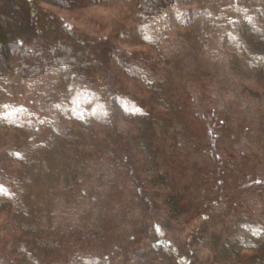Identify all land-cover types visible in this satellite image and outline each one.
Returning a JSON list of instances; mask_svg holds the SVG:
<instances>
[{"label":"trees","instance_id":"obj_1","mask_svg":"<svg viewBox=\"0 0 264 264\" xmlns=\"http://www.w3.org/2000/svg\"><path fill=\"white\" fill-rule=\"evenodd\" d=\"M27 1L33 3L34 0ZM39 1L46 4L54 3L58 6L63 4L59 3L60 0H35V3L38 4ZM147 1L150 6L155 8L151 10L148 6L142 7V5H139L140 9L138 6L136 13H141L142 16L139 20L134 19L137 23L136 28L139 27L140 29V41L145 46L147 45V47L154 50L158 48L157 44H161L158 35H165L167 33L166 29L170 27L169 25L164 27L162 20L168 19L169 15L172 14L175 15L177 21L171 27L176 25L178 28H184L186 25L191 26L195 22L199 24L201 35L193 42L195 48L202 47L203 43H210L211 40L217 41L216 38H223L228 42L231 49L252 61L249 68L254 77L258 76L259 73L264 74V2L262 0ZM5 3H7V8L6 12L2 13L4 16L2 19L4 23H8L10 14L14 12L15 8L11 5V0H6ZM185 5L191 7L188 10L185 9V12L182 13L180 9H183ZM62 6L66 7L67 5ZM37 12L40 13L41 11L37 10ZM54 18L50 16L49 19L52 22L55 20ZM65 27L66 30L71 31L69 27ZM27 28L24 27L18 33L12 35L10 30L6 29V25H0V49L3 51L0 61V130H4L5 134L10 135L8 141L0 138V214L7 213L8 226H10L11 231H14L11 238H9L12 241L13 249L9 247L7 241L4 243L1 240L3 245H0V264H77L75 262L76 256L80 260L83 259L82 264H113L114 262L107 256L108 244L106 242L111 240V237L108 238L107 232L112 230L113 226L115 231H117L116 229L123 231L122 235H117L111 240L116 242L118 246V256L121 261L118 264L123 262L124 264H133L132 259H135V257H137L135 263L141 264L138 261V256H140V248L143 247L149 249L146 250L148 256L153 249L162 250L170 258H172V253L176 256L182 248L177 247L175 241L170 240L167 236L168 232L165 228L168 220L173 218L174 223H177L180 221L181 215L187 213L185 218L195 221L198 211L202 217L203 213L201 212L207 210L217 197L216 185L220 184L221 179L219 176L227 177L229 169L224 172L217 169L209 174L201 163L189 164L190 159L187 158L193 157V155H206L214 159V155L218 152L216 151L218 149L215 146L216 143L212 142L211 145H206L204 149L203 146L200 147L201 144L192 143L194 139L196 141L201 140L205 130L202 128L201 134L200 130L195 131L192 124L187 126L185 120L190 121L189 117L185 116L186 114L182 110L175 114L174 104L169 105L167 103L169 107L166 111L158 110L155 107H152V109L145 108L131 95L120 93L119 90L122 86L114 87L115 82H119V80L113 75V72H110L109 68H105L101 60L98 67L93 65L95 62L92 64L91 61L82 65L79 62L82 51L76 50L78 44H64L61 42L59 32L62 31L55 32L44 27V31L39 32L36 31V28ZM174 29L176 31L172 32L177 33V28L174 27ZM142 31L144 32L141 33ZM71 35L78 38L75 32H71ZM205 36H207V39H204ZM17 44L22 49L29 48L36 51L35 57L30 56L26 50L21 51L24 57L20 54L17 64L14 66L10 54H8V49ZM104 44L105 41H100L97 45L104 51ZM61 45L63 46L61 49H55ZM85 45L87 44L85 43ZM70 50H72L71 55L69 54ZM42 56L47 57L48 61L46 62H49L48 65L59 61L67 62L68 67L63 69L62 72L49 71L47 64H41L43 62ZM25 57L26 59H24ZM118 57L125 58L122 53H119ZM34 63L38 64V71L32 68ZM152 64L137 59L135 63L133 61L129 62V69H126L127 72H125L133 79H135V75L138 76L139 74L150 77L154 73L153 67H150ZM163 64L160 68L162 70L166 67ZM98 72H102L103 77L97 76ZM201 72L196 73L200 78L208 79V76L203 71ZM42 73L45 74L42 76ZM167 76L166 84L168 83V88L166 93L172 94L170 97L173 101L175 100L176 103L179 102L183 106L184 103L183 100L181 101V97L186 98L184 92L177 94V91L174 94L173 79L170 75ZM259 77L261 80L264 75H259ZM196 80L198 81V79ZM139 81L142 84L149 83L148 90L152 92L160 90L154 84V81L149 78ZM118 104L123 109L130 110L133 113L130 114V111L122 113L116 108ZM192 106L193 104H187L184 110H190L188 108H193ZM97 113L98 115H96ZM99 114H104V116ZM259 115L257 120L252 122L257 125L258 133L264 135V116L262 113H259ZM47 118H51V122L47 123ZM117 118L137 120L141 123L133 139L144 148L152 147V153L163 158V162L166 164H170L169 160H171L170 167L178 168L176 166H180L181 170H179L178 175L180 174L181 177L177 181L178 184L169 186L167 181L161 179V176L157 175V168L148 153L142 151L144 153L142 158L146 161V166L135 155L133 158L129 157L131 161L129 167L126 164L116 166L120 170L117 180L120 184H117V187L125 186L126 189H122L126 190L125 197L121 191L114 188V192L110 194L111 196L107 195L108 197H105L106 202L99 197V205H93L88 210L79 213L75 219H70L67 212L77 205V202H79V199H77L79 198L78 192H81L80 182L77 181L78 177L82 176V179H84L86 175L84 176L83 171L85 172V168L88 167V165L82 167H80L81 165H75L76 160L78 159V163L84 165L86 160L89 161L87 157L93 154L94 151L88 149L84 152L81 151L80 147H72L75 142L80 143V141L74 140L75 142L67 143L69 142L68 139L81 134L75 133L80 130V132L90 133V138H97V134L101 133L106 137L103 140L106 139L105 141H107L110 136L107 135L104 126L116 129L115 120ZM235 120L232 117H224L225 131L222 126L219 127V125L217 126L211 122L208 125L206 136L213 138L216 132L224 131L226 137L234 143L237 138L247 139L249 135L247 131H249L251 123L249 125L245 124L246 122L240 119L238 127L231 129L227 127ZM155 121L161 122L160 128L155 130L158 132L156 135L153 125ZM178 127L184 130L182 131ZM177 128L179 130L172 131ZM242 134H245V136L241 137ZM79 137L81 138L80 135ZM181 138L185 144H190L189 148L182 154L178 152V143ZM249 138L251 139L250 135ZM256 145H258L257 149L264 150L262 141L257 140ZM100 149L107 150L103 146L99 148V151H101ZM109 152L111 160L114 164H117L119 156L113 153L117 151ZM230 152L231 149L229 148L227 153ZM261 154L263 155L264 151L248 157L239 156L240 159H237L238 156L235 158L232 153L229 155L228 160L232 164L235 159L238 161L246 158L245 162L241 161L244 164L242 166L245 167L249 158L258 161L261 158L260 161L264 162V156H261ZM179 155L187 157L184 163L179 161ZM257 156H259V159H257ZM184 167H187V169ZM146 168L152 173L150 180L146 177V182L155 189L151 187L152 197L148 195L147 191L142 192L144 197H139L137 192L132 191L133 187L129 184L130 179L127 173L130 172V175L137 178H145L140 173V169L144 172ZM88 172L90 173L91 170H88ZM212 176L213 179L219 178L216 180L215 186L213 185L210 188L211 195L202 200L203 208H198L195 213L188 214L189 210L185 211V206L181 204L186 199L185 195L198 193L201 188L208 185L207 177L212 178ZM187 177L192 183L181 186L182 179ZM85 180H88V178ZM59 182H62L63 185L59 186ZM248 182V180L247 182H240L237 187H239V190H246L251 185ZM259 184L257 180L255 185ZM157 185L166 188L167 191L159 189L156 187ZM129 186L131 188H128ZM239 190L236 193H227L225 197H222L225 199V212L221 217L226 219L231 215H237L230 226L224 225V231L220 237L209 236L210 232H208L202 240V237L196 236L197 240L213 249H217V253L222 256L223 262L264 264V214L258 218H253L245 212L241 214L239 211L244 208V205L238 198ZM93 195L97 194L89 191L87 196L85 195L86 200L92 199ZM56 198L61 203L58 210L54 206ZM154 198L163 200L162 207L154 200L155 208L157 210L161 208V211L158 212L159 215L163 212V216L168 217L166 218L167 221L164 220L163 227L157 226L158 223L154 221L153 216L145 215L149 207V200L153 201ZM113 205H120L116 215L111 214ZM152 207L154 206L152 205ZM139 211L145 215L143 216L144 219L154 222H152L154 230L160 236L159 239L154 241L153 248L140 243L142 237H145L146 231L144 230H142L144 233H137V238L135 237L130 244L126 245L129 242H126L127 236L124 231L128 228L121 225L125 223L135 229V225L138 223V216L136 219L135 214H138ZM140 221L143 220L140 219ZM71 223L74 225L72 226ZM194 223L193 230L195 231L198 227L196 226L197 222ZM143 224L146 225L145 222ZM139 231L137 229L136 232ZM203 233L206 232L201 231L197 235H203ZM221 237H223V241L220 240ZM15 250L24 252L21 255L16 253ZM244 252L249 254L242 255L246 259L236 256Z\"/></svg>","mask_w":264,"mask_h":264},{"label":"rangeland","instance_id":"obj_2","mask_svg":"<svg viewBox=\"0 0 264 264\" xmlns=\"http://www.w3.org/2000/svg\"><path fill=\"white\" fill-rule=\"evenodd\" d=\"M11 1V5H13L15 9L14 12L10 14L9 22L4 23L2 18L4 17V12H6L7 3H5L6 0H0V25H6V29H9L12 35L14 33H18L24 27H29L31 29L36 28V31L39 32L44 31V27L55 32L59 30L62 31L59 32V38L61 39V42L64 44H78V48L76 50L82 51L79 61L82 65H85L86 62L91 61L92 64L95 62L93 65L98 67L100 64L99 61L101 60L103 62L102 65L105 66V68L107 67V69L109 68V71L113 72V75H115L119 80V82H115L114 87L122 86V88L119 90L120 93H123L124 95H131L145 108L152 109V107H155L158 110L166 111L168 110L169 105L174 104L173 107L175 114H178L179 110H182L185 112V116L189 117L188 119H190L191 122L185 120L187 122V126L192 124L195 128V131L200 130L201 134L202 128L205 130L201 140L196 141L194 139L192 140V143H198L199 145L201 144L200 147L203 146L202 148L204 149L206 148V145H211L212 142H214L216 143L215 146L218 147L216 150L218 152L214 155V159L217 161L206 155H193V157L190 156L188 158L185 157V155H179V161H183L184 163L185 158H187L190 159L189 164L199 162L205 167L209 174H212L217 169L220 172H224L229 168L228 175L224 173L227 177L219 176L221 179L219 181L220 184L216 185L218 189H216V193L218 194L214 200V203L210 205L207 210L201 212L203 213L202 217L200 212H197V217L195 219L197 222L196 226L198 227L197 230H193V224H195V221H190L189 219L185 218L187 213L182 214L180 221L177 223H174L173 218L172 220H168L165 230L168 232L167 236L169 239L172 241L174 240L177 247L182 248L179 253H177L176 256H174L172 253L173 256L171 255L172 258H170V256L164 253L162 250L159 249L158 251L157 249H153L148 256L146 255V250L149 249L145 247L141 249L139 247L140 256H138V261L141 262V264H231L228 261H224V263L222 256L217 253V249H213L212 247L207 246L205 243L198 242L197 237H202V240L206 237L208 232H210L209 236L214 238L217 236L220 237L224 231V225L229 227L231 222L234 221L237 215H231L226 219L221 217V215L225 212V199L222 197H225V195L230 192L236 193V191L239 190L237 184L240 182H247L248 180L251 185L248 186L246 190H239L238 198H240V202L244 205V208L240 209L239 212H241V214L245 212L247 215H250L253 218L262 217L264 214V162L260 161L261 158L259 159V156H257L259 161L249 158V161L247 160L246 162L247 166L243 167L242 165L244 164H242L241 161L245 162L246 158L244 160L241 159L238 161L235 159L234 163L232 164L228 160L229 155L232 153L235 158L238 156L237 159H240L241 156L248 157L252 154H256L258 152L262 153V151H264L257 149L258 145H256L257 140L262 141V144L264 145V135H262V133H258L257 125L252 122L257 120V116H260L259 113H262L264 116V78L260 80L259 77V75L264 74L259 73L257 74L258 76L254 74L256 76L254 77L252 74L253 72L249 68L251 67L249 64H251L252 61H250L248 57H243L231 49L228 42L223 38H216L217 41L211 40L210 43L206 44L205 42L202 44V47L195 48L193 42L201 35L199 24L195 22L193 25H186L184 28H178L176 25L171 27V25L177 21L175 15L172 14L169 15L168 19L162 20L164 27L167 25L170 26L167 29L165 28L167 33L165 35H158L159 33L156 34L161 40V44H157L158 48L154 50L150 47H147V45L145 46V44L140 41V29L139 27L136 28L137 23L134 21V19L136 18L139 20V18L142 16L141 13H136L139 5H142V7L148 6L151 10L155 8L150 6L147 3V0H60L59 3H63L62 5H67L66 7L62 5L58 6L54 3L46 4L41 1H39L37 4L35 3V0L33 3L32 1L27 0ZM262 1L264 2V0ZM190 7L191 6L189 5H185L183 9H180V11L184 13L185 9L188 10ZM37 10L41 12L38 13ZM50 16L55 17V20L52 21L53 23L49 19ZM65 26L69 27L71 31H68V29L66 30ZM174 27L177 28V33L172 32L175 30ZM71 32H75L78 38L71 35ZM143 32L144 31L141 33ZM204 39H207V36H205ZM100 41H105L104 48L106 50L104 49L103 51L97 45L100 43ZM83 42H85L87 45H85ZM64 44L63 46H65ZM63 46H58L55 49H61ZM25 50L26 52H29L30 56L35 57L36 51L29 48L22 49L18 44L8 49V54H10V59L14 66H16L20 54L24 57L21 51L24 52ZM85 50H87V52H85ZM118 52L122 53L125 58L122 59L121 57H118ZM69 54H72V50L69 51ZM2 55L3 51L0 49V61ZM42 57L43 62H41V64L49 63L46 62L48 61L47 57ZM24 59H26V57ZM129 59H131V61H129ZM137 59L142 60L145 63H153L150 65V67H153L152 69L154 73H152L150 77H147L146 75L144 76V74H139L138 76L135 75V79H133L126 73V69H129V62L133 61L135 63ZM161 62L164 63L163 65H166L163 70L160 69L162 68ZM46 66L49 71L57 70L61 72L63 69L68 67L67 62L59 61H55L54 64H47ZM37 67L38 64L36 63L32 65V68L38 71ZM47 71L44 72L46 73ZM201 71H203L204 74L208 76V79L199 77L198 73L196 72ZM45 73H42V76ZM204 74L203 76H205ZM167 75H170V77L173 79L174 94L177 91V94L184 92L186 98L181 97V101L183 100L182 102L184 103L183 106L181 103H176L175 100L173 101V99L170 97L172 94H169L168 92L166 93L168 88V83L166 84L168 77ZM97 76L103 77L102 72H98ZM104 77L107 78L105 75ZM147 78L154 81V84H156L160 90L152 92L151 90H148L149 83L142 84L139 81L145 80ZM196 79H198V81ZM202 79H204V81H202ZM181 89L182 91L180 92ZM155 94L157 95L155 96ZM167 103L169 104L168 106ZM187 104H193V108H188L190 110L185 111L184 108L187 107ZM116 108L122 113H128L130 111L123 109L119 104ZM129 113L132 114L133 112L130 111ZM96 115H98V113ZM99 115L104 116V114ZM224 117H232L233 119H236V122L234 121L230 126H227L230 129L238 127L239 122L241 121L240 119L245 121V124L249 125L251 123L250 129L247 131L249 132L251 139L248 135L247 139L237 138L235 143L230 141L224 132L226 128V126H224L225 121H223ZM50 119L51 118H47V123L51 122ZM115 121L116 129L104 126L106 132L108 133L107 135L110 136V139L107 141H105L106 139L103 140L106 137L101 133L97 134V138H90V133L88 134L85 131L80 132V130H78V132H74L78 134L81 133L79 134L81 138L79 135H77L68 139L69 142L67 143H71V141L75 142L74 140L80 141V143L75 142V144L72 143L73 145L70 144L72 147H80L81 151L84 152L88 149H92L94 151L92 153L96 154H91L89 156L90 158L87 157L89 161L86 160L84 165L78 163V159L76 160L75 165H81L80 167L88 165V167L85 168L86 171H83L84 176L86 175L88 180H85L87 179L86 177L84 179H82V176L78 177L77 181L78 183L80 182L79 187L81 192H78L79 198L77 199H79V202H77V205L69 209V212H67L70 216V219H75L79 213L88 210L93 205H99V200L102 198L105 200V197H108L107 195L111 196L110 194L111 192H114V188H116L115 190L117 191H121L125 197L127 194L125 193L126 190H122L126 189L125 186L117 187L120 184L117 182L120 170L117 169L116 166H122L126 164L129 167V164H131L129 157L133 158L134 155L139 160H142L146 166V161L142 158V156L145 152L146 154L148 153V156L152 159L154 166L157 168V175H160L161 177H159L165 182L167 181L169 186H175L178 184L177 181L181 177L180 174L178 175L179 170H181L180 166L177 165L176 167L178 168H175L174 166L170 167L172 162L171 160H169L170 164H166L163 162V158L152 153V147L149 146L148 148H144L139 142L136 143L133 139L134 134L141 123L137 120H127L124 118H117ZM205 122L208 123L206 124ZM211 122L217 126L219 125V127H225L224 131L216 132L213 138L206 136L208 125H210ZM160 123L161 122L159 121H155L153 124L155 135L158 133L155 130L160 128ZM178 128L172 131L181 129ZM181 130L183 131L184 129ZM3 131L4 130H0V138L8 141L10 135L5 134ZM242 136H245V134H242L241 137ZM179 141L178 152L182 154L189 148L190 144H185V142L182 141V138ZM82 143L84 144L80 145ZM102 146L107 148V150L100 149L101 151H99V148H102ZM229 148L231 149V152L227 153ZM115 150L117 152L113 153H116L119 156L117 164H114V162L111 160V154L109 152ZM136 150H138V152H136ZM142 151H144V153ZM261 156H264V154H261ZM214 162L218 163H215V165ZM184 168L187 169V167ZM88 170H91V172L87 173ZM140 173H142L145 178H137L130 175V172L127 173L131 181H129V184L131 187H133L132 191H135V193L137 192V196L139 197H144L142 192L147 191L148 195L152 197L153 194L151 192V187L153 186L148 185V182H146V177L149 179L152 173L147 168L144 170V172H142L140 169ZM213 178V176L212 178L207 177L208 185H205L203 188H201L198 193H192L188 196L187 194L185 195L186 199L183 202L181 201V204L185 206V211L189 210L188 214H193L198 208H203L204 205L202 200L205 197H209L211 195L210 188H212L213 185L215 186L216 180H218V178ZM257 180L260 183L259 185H255ZM190 183L192 182L187 177L182 179L181 186H187L190 185ZM60 185H63V183L59 182V186ZM159 186L160 185H157L156 187L167 191L166 188H161V186ZM131 187L129 186L128 188ZM70 188L72 187L70 186ZM153 188L155 189V187ZM89 191L97 195H93L92 199L86 200L85 195L87 196ZM99 197L100 199L98 200ZM56 200L54 201V206H56L55 209L58 210V207H60L61 203L58 200L56 202ZM154 200L158 202L159 205H161L160 207L163 206V200L156 198H154L153 201L149 200V207L145 215L153 216L154 221L158 223L157 226L159 227L160 225V227H163V224H165L164 220L167 221L166 218L168 217L165 218V216L162 214L163 212H161L162 215H159L158 212L161 211V208L160 210L155 208ZM120 205H113L111 214L116 215L119 211L118 208ZM152 205L154 207H152ZM141 213L142 212L139 211L138 214H135L136 219L138 216V227L137 225L135 226L138 230H140L139 232H136V228L133 229L125 223L124 225H121L125 226V228H128L124 231L127 236L126 242H129L126 245L130 244L135 237L137 238V233L142 234L144 231H146L145 237H142L143 239L140 241V243H143V245H146L149 248H153L154 241L159 239L160 236H158L157 231L154 230L155 228L152 224L153 221H148L146 218L144 219L143 216L145 215ZM206 216L208 217L207 220ZM7 217V213L0 214V245H3V243L1 244V240H3L4 243L7 241L9 247L13 249V245L11 244L12 241H10L9 238H11L14 231L10 230V226H8L9 219ZM140 219L143 221H140ZM143 222H145L146 225H144ZM71 225L73 226L74 224L71 223ZM113 228L114 226L112 227V230H108L109 232H107L108 238L111 237V240H113L115 236H120V234H123V231L120 229H116L117 231H115ZM201 231L206 233H203V235H197ZM222 238L223 237L220 239L221 241H223ZM111 240L106 241L108 244L107 256L111 258V260L114 262L113 264H118L121 262L118 256V246L116 245V242ZM136 240L135 242L139 241ZM15 251L18 254L24 252L21 250L19 252L18 250ZM244 254L249 255L244 252L239 253L236 256H241V259H246L242 256ZM135 259H137V257H135ZM135 259H132L134 263L137 261ZM75 262L77 264H82L83 259L80 260L76 256ZM122 264H124V262Z\"/></svg>","mask_w":264,"mask_h":264}]
</instances>
